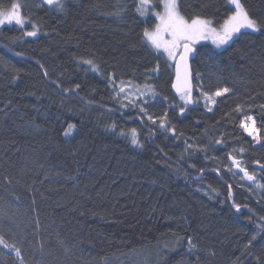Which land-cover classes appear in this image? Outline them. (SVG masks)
<instances>
[{
	"label": "trees",
	"instance_id": "1",
	"mask_svg": "<svg viewBox=\"0 0 264 264\" xmlns=\"http://www.w3.org/2000/svg\"><path fill=\"white\" fill-rule=\"evenodd\" d=\"M13 2L38 24L39 33L22 37L15 25L0 27V238L10 246L0 245V264L264 261V233L257 235L264 224V189L224 171L232 154L264 183V171L254 167L256 161L264 164V144L238 126L243 114H254L258 125L264 115V32L239 35L221 49L197 46L217 55L193 61V75L200 78L194 79V96L201 85L231 91L217 98L212 112L201 99L181 117L178 107L171 108L180 103L171 90L174 66L143 40L163 0H152L146 19L136 12L138 0H61L63 10L36 7L41 0H0V5ZM241 2L250 15L264 18V0ZM178 4L182 15L211 19L217 27L234 10L227 0ZM80 58L93 59L100 72L78 64ZM158 63L159 72H153ZM9 64L19 70V79H12ZM111 73L156 87L158 95L146 107L156 116L168 111L177 137L156 126L149 130L136 111L120 109L108 85ZM77 83L75 93L62 91ZM237 104L244 105L242 113L234 111ZM121 121L137 122L147 132L148 155L108 130L115 122L117 133L126 132ZM188 143L206 151L188 149ZM201 168L203 179H197ZM233 200L242 205L240 213ZM189 237L197 245L191 252Z\"/></svg>",
	"mask_w": 264,
	"mask_h": 264
},
{
	"label": "snow or ice",
	"instance_id": "2",
	"mask_svg": "<svg viewBox=\"0 0 264 264\" xmlns=\"http://www.w3.org/2000/svg\"><path fill=\"white\" fill-rule=\"evenodd\" d=\"M229 5L234 6V10L231 11L227 18L224 19L223 23L218 27L214 24L213 20L199 16H188L181 14V5L178 4L177 0H163V12L153 11L152 15L158 20L154 29H145L143 32L144 46L150 47L155 53H157V58L160 55L166 56V62L171 61L175 68V80L171 82L172 89L175 90L176 96H178L180 103L171 104V108H179V116L183 117L188 110V106L197 105L203 101L204 107L208 112H212L214 106L218 103L217 98L223 97L228 94L231 89L229 87H216L214 91L207 90L201 85L197 91L199 92V97L194 96V85L193 80H199V76H193V70L190 65V61H194L197 56L207 55L209 58L217 55V53L211 50L202 51L197 45L201 41L211 40V43L215 45L217 49L223 48L230 42H234V38L239 35H245L250 33H261L264 32V18H256L250 15L249 11L246 9L245 5L241 0H227ZM41 5H47L49 7L56 6L57 10H63V4L59 0H41V3H37L36 7ZM136 12L141 18H147L148 10L152 6V0H138V3L134 5ZM121 9L125 6L120 5ZM119 11L115 15H119ZM5 25L12 26L15 25L16 28L21 32L22 37H37L39 33L38 24L25 17L22 10V5L18 2L11 3L10 7H5L0 5V27ZM29 27L31 30H29ZM17 56L21 53L17 52ZM78 64H83L88 67L93 73H99V66L94 62L93 59L80 58ZM2 63V62H0ZM39 64V61H37ZM8 71L13 73L12 79H19L18 69L12 65L5 66ZM44 68V65H40ZM153 72H159V63L153 69ZM43 75L48 76V72L44 71ZM108 85L113 90L115 102L119 105L120 109H131L136 111L137 119L144 123L147 121V127L149 130L152 126L158 127L165 133H170L173 138L177 137V129L174 125L170 123L168 111H164L161 115L156 116L149 112L146 107L152 100L158 95L156 87L150 83H145L144 86L134 85L132 81L121 80L111 73L107 77ZM119 81V82H118ZM59 88L60 85L56 81H52ZM80 84H75L73 87L62 89L65 93H75L80 89ZM145 97H148L146 99ZM163 102L168 103V97H162ZM244 105L237 104L234 111L236 113H242ZM111 111V109H108ZM261 112L264 113V105L261 106ZM238 126L242 129L243 134L251 138L257 144H264V115H262L261 120L258 125L257 118L254 114L246 113L242 115V118L238 120ZM73 125H69L72 128ZM113 134H118L122 137H127L130 143L134 147H143L140 142L139 133L136 128L130 130V135L124 130H120L117 133V125L113 122L109 128ZM183 135V133H180ZM217 145L223 143L222 139L215 141ZM196 148L197 151H206V149L200 148L199 145L194 146L192 143L187 144L188 149ZM235 151V150H234ZM243 153L244 149L239 150ZM183 160V156L180 158ZM207 160V155L205 156ZM228 159L231 161L229 166H226L224 171L231 172L236 175L233 169L238 170L242 173L241 179H245L249 182H255V186L258 189H264V183L258 181L255 171H249L246 166H244L241 159L237 156L229 154ZM261 171H264V164L259 161L255 162ZM189 167L195 168L194 164H189ZM200 179H203L204 169L200 170ZM217 176L220 175V169H214ZM232 185H228L227 195L229 199L233 198ZM197 191L201 189L197 188ZM209 199L213 198V195L209 192L204 193ZM232 207L235 209L236 213L241 212L242 205L236 203L233 200ZM247 207V205H243ZM249 211H251L249 209ZM264 221V217H261ZM259 232L264 233V224L258 225ZM257 235L252 237V240L245 245V249L252 246V241L256 240ZM189 252L196 249L197 245L194 243L191 237L187 240ZM0 245L5 247H10L3 238H0ZM17 256L20 255L19 250H16ZM250 254V253H249ZM256 264H264L259 257L256 259Z\"/></svg>",
	"mask_w": 264,
	"mask_h": 264
},
{
	"label": "rangeland",
	"instance_id": "3",
	"mask_svg": "<svg viewBox=\"0 0 264 264\" xmlns=\"http://www.w3.org/2000/svg\"><path fill=\"white\" fill-rule=\"evenodd\" d=\"M61 0H59V2H60ZM179 0H177V2H178ZM55 6V5H54ZM164 10V9H163ZM163 10H162V12H163ZM157 23H158V20H157ZM202 43H210V44H212L211 43V40H206V41H201L200 42V44H202ZM200 44H198V45H200ZM197 45V46H198ZM213 45V44H212ZM214 47H215V45H213ZM226 46V45H225ZM224 46V47H225ZM223 47V48H224ZM165 56V55H164ZM165 58H166V56H165ZM171 65H172V62L171 61H168ZM146 99H148V97H145ZM121 124H123L124 125V127L125 128H127V131L126 132H128L129 133V135H130V130L132 129V128H136L137 129V131H138V133H139V137H140V142H141V144L143 145V147H134L133 145V147L134 148H136V149H139V150H144L145 151V153L148 155L150 152H151V146L148 144V141H147V132L140 126V124H138L137 122H134V123H126V122H120Z\"/></svg>",
	"mask_w": 264,
	"mask_h": 264
},
{
	"label": "water",
	"instance_id": "4",
	"mask_svg": "<svg viewBox=\"0 0 264 264\" xmlns=\"http://www.w3.org/2000/svg\"><path fill=\"white\" fill-rule=\"evenodd\" d=\"M192 63H193V61H190V65H191V68H192V70H193ZM193 76H194V75H193ZM174 80H175V68H174V76H173V80H172V82H174ZM193 85H194V80H193ZM171 90H172L173 95H174L175 97L178 98V96H176L175 90L172 89V87H171ZM194 93H195V87H194ZM190 106H192V105H190ZM229 163L231 164V161H230V160H229ZM254 167H255L256 169H259V170H260V168H259V166H258L257 164H255ZM233 171L236 172L237 175L242 176V173H239L238 170L233 169ZM197 179H200V178L197 177ZM243 181H244L246 184L250 185V186H252V185L255 184V182H249V181H247V180H245V179H243Z\"/></svg>",
	"mask_w": 264,
	"mask_h": 264
}]
</instances>
